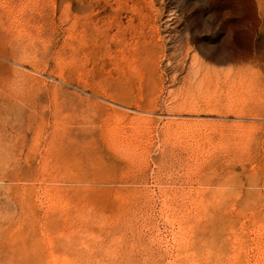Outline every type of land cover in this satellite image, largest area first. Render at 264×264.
I'll return each mask as SVG.
<instances>
[{
	"label": "rangeland",
	"instance_id": "1",
	"mask_svg": "<svg viewBox=\"0 0 264 264\" xmlns=\"http://www.w3.org/2000/svg\"><path fill=\"white\" fill-rule=\"evenodd\" d=\"M0 264H264V0H0Z\"/></svg>",
	"mask_w": 264,
	"mask_h": 264
}]
</instances>
